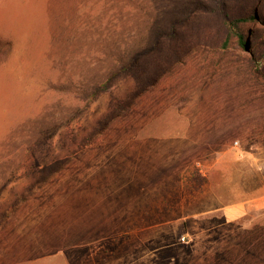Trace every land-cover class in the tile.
<instances>
[{
	"label": "rangeland",
	"instance_id": "obj_1",
	"mask_svg": "<svg viewBox=\"0 0 264 264\" xmlns=\"http://www.w3.org/2000/svg\"><path fill=\"white\" fill-rule=\"evenodd\" d=\"M0 264H264V0H0Z\"/></svg>",
	"mask_w": 264,
	"mask_h": 264
},
{
	"label": "trees",
	"instance_id": "obj_2",
	"mask_svg": "<svg viewBox=\"0 0 264 264\" xmlns=\"http://www.w3.org/2000/svg\"><path fill=\"white\" fill-rule=\"evenodd\" d=\"M253 17L250 18H232L228 21V27H229V33L227 35V39L226 42L228 43L229 41H231L232 39H234L236 41L237 44H239L240 46L244 47L246 46L247 43V36L245 32H240L239 29L241 27V24L243 25H248L250 24V20H252ZM141 54L142 53H138L136 54L135 58L133 59V61L128 65V66H124L123 70L125 71H129L132 69V67L137 66L139 64V60L141 58ZM122 71V70H121ZM121 71H117L115 73H113L110 77H108V79L103 82L101 84V86H99L93 93L92 98H96L99 95V92H101L102 90L107 89L110 86V83L112 82V80L118 75L120 74ZM200 186V185H199ZM222 207L220 206H214L213 208H209V209H221Z\"/></svg>",
	"mask_w": 264,
	"mask_h": 264
},
{
	"label": "crops",
	"instance_id": "obj_3",
	"mask_svg": "<svg viewBox=\"0 0 264 264\" xmlns=\"http://www.w3.org/2000/svg\"><path fill=\"white\" fill-rule=\"evenodd\" d=\"M224 210L227 219L233 220L246 213V205L245 203L227 205Z\"/></svg>",
	"mask_w": 264,
	"mask_h": 264
},
{
	"label": "built area",
	"instance_id": "obj_4",
	"mask_svg": "<svg viewBox=\"0 0 264 264\" xmlns=\"http://www.w3.org/2000/svg\"><path fill=\"white\" fill-rule=\"evenodd\" d=\"M183 239H184V237H183Z\"/></svg>",
	"mask_w": 264,
	"mask_h": 264
}]
</instances>
